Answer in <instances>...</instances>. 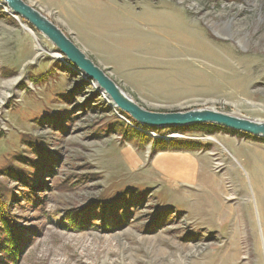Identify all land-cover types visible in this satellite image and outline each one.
I'll return each mask as SVG.
<instances>
[{
    "label": "rangeland",
    "instance_id": "obj_1",
    "mask_svg": "<svg viewBox=\"0 0 264 264\" xmlns=\"http://www.w3.org/2000/svg\"><path fill=\"white\" fill-rule=\"evenodd\" d=\"M123 1L142 9L133 49L180 89L179 103L127 91L135 101L152 112L202 107L264 122V0ZM123 123L135 127L0 1V264H264V143L164 135L217 153L211 183L187 197L155 195L123 176ZM133 193L131 210L102 216L115 208L103 203ZM104 224L115 230H92Z\"/></svg>",
    "mask_w": 264,
    "mask_h": 264
},
{
    "label": "crops",
    "instance_id": "obj_2",
    "mask_svg": "<svg viewBox=\"0 0 264 264\" xmlns=\"http://www.w3.org/2000/svg\"><path fill=\"white\" fill-rule=\"evenodd\" d=\"M27 1L41 7L48 15L53 14L52 19L55 23L72 36L77 45L93 60L95 59L97 64L109 69L125 90L138 100L141 101V98L149 96L152 98L150 101L159 102L156 98L164 95L168 99L160 102H181L180 89L176 82L173 86V78L171 76L163 78L164 73L156 70L155 63H147L146 58L139 57L141 52L136 48L137 46L135 49L132 47L134 18L142 9L123 0ZM73 8L76 9V20L69 17ZM129 19L132 23L125 25L124 20ZM70 21H73L77 27L71 26ZM124 33H126L125 37L120 36ZM128 48L131 49L132 57L126 56ZM104 52L113 55L114 59L111 61L107 56L105 59ZM135 55L136 57L133 58ZM147 64L153 67L148 69ZM213 151L217 153L213 148L206 152L163 151L150 159L151 146L143 151L129 143L119 148L120 161L117 162L122 165L123 176L128 178L132 185L145 186L155 195L164 191L171 196L187 197V191L201 188L209 181L211 183L213 176L210 170L215 164Z\"/></svg>",
    "mask_w": 264,
    "mask_h": 264
},
{
    "label": "water",
    "instance_id": "obj_3",
    "mask_svg": "<svg viewBox=\"0 0 264 264\" xmlns=\"http://www.w3.org/2000/svg\"><path fill=\"white\" fill-rule=\"evenodd\" d=\"M0 1L16 18H20L46 37L67 63L95 84L116 109L135 123L149 129L185 128L208 124L264 139V122L241 118L216 109L200 107L187 111L167 112H152L145 109L109 73L95 63L62 28L35 6L26 0Z\"/></svg>",
    "mask_w": 264,
    "mask_h": 264
},
{
    "label": "trees",
    "instance_id": "obj_4",
    "mask_svg": "<svg viewBox=\"0 0 264 264\" xmlns=\"http://www.w3.org/2000/svg\"><path fill=\"white\" fill-rule=\"evenodd\" d=\"M121 114L124 115L125 117H127L129 120H131L127 115H125L123 113H121ZM132 122H133L135 127H132V126L130 127L129 125H126L125 123H123V125L121 126L122 131H123L122 132L123 136L128 139L129 143H134L135 146L139 150H145L147 147H144V146L151 144L152 148H151L150 158H153V156H155L158 152H163V151L206 152L209 150V149H207L208 145H204V144L197 142V141H190V140H186V139H176V138L165 139V137H164V135H167L170 133H177V132L181 133V134H187V135H216V134H220V133H225V134H230L232 136H240L242 138H247V139L253 140L255 142L264 143V139L253 137V136H250V135L244 134V133L234 132L232 130L225 129V128L215 126V125L205 124V125H195V126H190V127H185V128L149 129V128L143 127V126L135 123L134 121H132ZM145 130L146 131L150 130L152 132L158 133L161 136H159L158 138H152L151 136L148 135V132H144ZM134 141H137L138 143H135ZM26 184L29 187V189H32V188L36 189V187H35L36 182L32 183V185H30L28 183H26ZM37 188H39V187H37ZM132 195H134V193L130 194L127 202L125 200L127 194H124L121 201H119V202H117V199L121 198V197L118 196L110 202L103 203L104 207H107L110 205V206H114L115 208L107 207L105 210H103L102 216H110L117 209L118 210L127 209L126 212L131 210L129 205L132 204ZM121 202H123V204H121ZM135 204L138 205L139 204L138 201H135ZM91 226L93 227L92 230L93 229H101V230H107V231L115 230V228H106L105 224L101 225V226H99V225L95 226V227H99V228H95L93 225H91ZM12 231H13V228L10 227L9 231L6 232V236L11 234ZM12 237L13 238L15 237L14 232L12 234Z\"/></svg>",
    "mask_w": 264,
    "mask_h": 264
},
{
    "label": "built area",
    "instance_id": "obj_5",
    "mask_svg": "<svg viewBox=\"0 0 264 264\" xmlns=\"http://www.w3.org/2000/svg\"><path fill=\"white\" fill-rule=\"evenodd\" d=\"M180 138H184V137H180ZM205 139H208V138H205ZM209 139H213V138H209ZM192 140H195V139H192ZM216 170H217V171L219 170L218 165H216Z\"/></svg>",
    "mask_w": 264,
    "mask_h": 264
},
{
    "label": "bare ground",
    "instance_id": "obj_6",
    "mask_svg": "<svg viewBox=\"0 0 264 264\" xmlns=\"http://www.w3.org/2000/svg\"><path fill=\"white\" fill-rule=\"evenodd\" d=\"M242 42V41H241ZM244 42V41H243ZM175 138H176V136H175ZM213 140V139H212Z\"/></svg>",
    "mask_w": 264,
    "mask_h": 264
}]
</instances>
